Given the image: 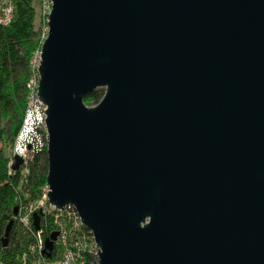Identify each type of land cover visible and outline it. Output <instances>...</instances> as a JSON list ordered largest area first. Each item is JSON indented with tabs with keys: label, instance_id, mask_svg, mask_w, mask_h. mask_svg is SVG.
I'll return each mask as SVG.
<instances>
[{
	"label": "water",
	"instance_id": "obj_1",
	"mask_svg": "<svg viewBox=\"0 0 264 264\" xmlns=\"http://www.w3.org/2000/svg\"><path fill=\"white\" fill-rule=\"evenodd\" d=\"M37 71L96 264H264V0H51Z\"/></svg>",
	"mask_w": 264,
	"mask_h": 264
},
{
	"label": "trees",
	"instance_id": "obj_2",
	"mask_svg": "<svg viewBox=\"0 0 264 264\" xmlns=\"http://www.w3.org/2000/svg\"><path fill=\"white\" fill-rule=\"evenodd\" d=\"M33 0H13L14 13L11 21L6 25H0V264H31L37 255L31 251L34 238L28 232L27 237L16 223L13 213L18 205L16 195L22 196L24 202L28 199H37L38 190L46 184L47 153L46 149L36 152L27 166V171H21L20 163L17 167L15 156L11 164L13 172L7 173V159L5 147L14 140V136L20 127L26 95V82L29 78V59L33 52L39 48V30L34 24ZM104 93L103 87H97L83 98L87 105L96 104ZM13 143V142H12ZM51 212H45L40 216V229L45 240L54 233L56 224L50 219ZM50 216V217H49ZM12 221L3 244V237L7 224ZM21 223V222H20ZM69 224H66V226ZM35 231L34 226H32ZM86 234L90 231L81 226ZM58 247L55 243L53 250L45 253L48 258H55ZM60 251V249H59ZM93 263V258L88 256Z\"/></svg>",
	"mask_w": 264,
	"mask_h": 264
},
{
	"label": "built area",
	"instance_id": "obj_3",
	"mask_svg": "<svg viewBox=\"0 0 264 264\" xmlns=\"http://www.w3.org/2000/svg\"><path fill=\"white\" fill-rule=\"evenodd\" d=\"M40 1L43 2V5L47 2V0ZM49 1L51 5V0H48V3ZM13 13V0H0V25L8 24L13 17ZM46 33L47 23L41 31V37L44 38ZM39 61L40 48L36 49L29 59L30 74L26 82L24 113L20 127L12 143V156H18L21 159V171H27L26 164L36 152L46 149L47 128L45 124L46 113L44 111L46 106L37 99V86L39 81L37 68ZM10 169L9 171H14L12 168ZM45 188L47 194V184L41 188L42 196L45 193ZM46 194L44 199L39 197L35 200L34 208L31 209L30 214L34 211L44 213L55 210L53 213V223L56 224V228H54L56 237L53 240V245L55 243L56 247H58V255L55 258L46 257L45 253H47V250L44 248V240L41 236L42 231L40 227L33 231L26 225V230L29 231L34 238L30 246L31 251L37 253L31 264H91V260L88 258V256L92 257L90 252L93 253L94 257L92 264H94V260L96 264V252L98 247L94 242L91 231L88 229L90 234H86L81 228L83 224L74 206L65 205L62 208H55L48 203ZM21 220L24 224H29L30 227L33 226L32 221L28 220V218H21ZM66 224L69 225L66 226ZM51 250H53V246Z\"/></svg>",
	"mask_w": 264,
	"mask_h": 264
},
{
	"label": "rangeland",
	"instance_id": "obj_4",
	"mask_svg": "<svg viewBox=\"0 0 264 264\" xmlns=\"http://www.w3.org/2000/svg\"><path fill=\"white\" fill-rule=\"evenodd\" d=\"M32 6L34 8V24H35L36 29L39 30V33H40L39 34V41H40V45H41V42L43 40V38L41 37V31H42L44 25L47 23L48 13H49V11L51 9V5H50V1L48 3V0H47L46 4H44V5H43V2L40 1V0L39 1L38 0H33L32 1ZM12 142H10L9 144H7V146L4 149V151H5L4 152L5 153V158L7 159V173L8 172L10 173L9 170H11L10 168H12L11 167V164L14 162L13 156H12V152H13ZM46 146H47V143H46ZM41 188L38 190L37 195L40 194L39 197H41V199H44L45 198V194H46V188L44 189L45 193L43 194V196L41 194V192H42L41 191ZM16 196H17L16 197V200H17V203H18V205H16L17 212L15 214L16 223H17V226L19 227V229L22 230L23 233L27 237H29V234H28V232L26 230L27 229L26 228V225L31 230H33V228H32V226L30 227L29 224H24L22 222L21 218H28V220L32 221V214H30V211H31V209L34 208L35 200L36 199H33V200L32 199H28L27 201L24 202V199L25 198H23L22 196H24V197L26 196L27 197V193H24L23 195L18 193V195H16ZM20 206H21V208H20ZM50 216L49 217H50L51 221L53 222V214H50Z\"/></svg>",
	"mask_w": 264,
	"mask_h": 264
},
{
	"label": "flooded vegetation",
	"instance_id": "obj_5",
	"mask_svg": "<svg viewBox=\"0 0 264 264\" xmlns=\"http://www.w3.org/2000/svg\"><path fill=\"white\" fill-rule=\"evenodd\" d=\"M40 227V226H39Z\"/></svg>",
	"mask_w": 264,
	"mask_h": 264
}]
</instances>
